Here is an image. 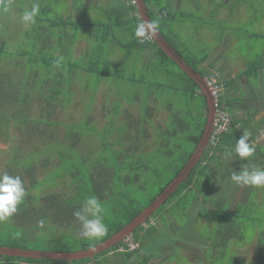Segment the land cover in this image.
Returning a JSON list of instances; mask_svg holds the SVG:
<instances>
[{
  "label": "trees",
  "instance_id": "obj_1",
  "mask_svg": "<svg viewBox=\"0 0 264 264\" xmlns=\"http://www.w3.org/2000/svg\"><path fill=\"white\" fill-rule=\"evenodd\" d=\"M40 1L29 0L28 10L32 8L31 4L37 5L36 2ZM131 1H118L116 5H112L111 9H105L103 15L108 18L114 11H123L118 18L121 15L127 16L124 18L126 21L121 19L118 22L123 24V29L129 31L133 38L125 41L115 36L111 37L110 42L106 44L110 33L107 37L105 36L107 32L96 35L98 44L95 50L100 52L89 56V61L85 64L83 60L74 58V50L77 41L81 39V36L84 37V32L87 31L81 30L82 26L87 27L84 26L86 22L82 18L74 19L59 11L56 13L50 11L55 10L53 5L59 0H53L48 8L41 7L35 22L30 24L31 29L24 31L26 36H29L30 31L31 36L30 46L28 48L26 46V49L21 48L17 42L16 50H11V42L5 39L8 32L2 29L9 19L0 24V136L7 135L13 121L19 123L20 128L25 131L37 130L42 133L39 128H47L49 131L46 140H41L39 143L40 148H31L22 155L15 150V154L2 173L19 176L24 182L26 195L17 206L16 213L6 221L0 222V245L75 251L104 241L160 194L185 165L201 138L206 122L205 96L198 93L197 84L157 46L155 41L139 42L134 33L142 20L138 16L136 5ZM145 2L150 16L158 24V30L163 32L162 20L173 18L170 2L168 0H145ZM222 3L224 4V0ZM222 3L220 2V5ZM149 5L157 7L155 11H158V17L153 14ZM1 9L4 7L1 6ZM20 11L24 12L23 9ZM3 14L9 15L11 11L7 9L0 11V18L4 16ZM98 24L108 29L111 26L102 22ZM12 36L15 38V33ZM166 39L170 41L167 34ZM40 40L44 41L43 46L37 45ZM151 44L157 47L159 62H167L179 70V78L183 79L182 86L172 88L180 91L181 99L187 98L186 105L196 98V106L192 107H195L194 109H187L180 114L182 112L174 107L173 101H166L164 111L168 114V120L164 126L160 123L154 126L153 113L159 109L160 102H158L157 94L150 92L144 108L141 106L142 114L133 118L132 113L128 111L130 105L122 110L123 121L117 120L122 115L120 110H116L114 105L106 100L102 110L108 111L110 119L107 118L100 127L95 123L93 132L81 129L79 127L81 120L67 124V127L71 128L64 130L63 122L51 119L50 109L57 108L58 104L66 106L70 103L65 101L64 92L69 91L73 80L72 75L77 73V69L87 74H96L99 81L102 74H105L104 70H99V64L102 60L107 63L108 57L116 48L120 50L127 48L130 51L133 47L143 48ZM13 57L17 59L13 64L7 62L8 70L4 65L1 66L3 61ZM205 58L201 57L198 61H194L190 56H184L186 62L202 76H206L211 70V67L202 64ZM34 64L38 66L32 74ZM116 64H120V61L113 62L112 65ZM66 68L64 73L62 69ZM41 70L45 73L40 72ZM40 75L42 79L34 86ZM131 80L133 84L144 86L146 83L143 78ZM100 85L97 88L101 91ZM109 88L111 90L110 86ZM107 91L105 89V93ZM34 93L38 94L36 97L42 102L36 117L29 114ZM110 93L112 94V91ZM69 94H71L70 91ZM111 97L113 98L111 102L114 103L115 98ZM137 97L139 98L136 96L132 103L137 100L140 103ZM221 102L230 113L222 95ZM27 107L29 109H26ZM90 120H92L91 116L88 121ZM244 130L245 124L234 120L232 116L230 126L216 136L215 143L208 142L188 178L182 181L168 200L151 215L157 216L156 218L160 221L164 220V215H171L180 222H184L185 212L193 205L201 204L198 213L206 218H202L205 227L203 226L204 228L199 231L205 239L209 240L207 257L210 264L213 263L212 259L222 260L230 254L233 255L232 264H246L239 255L240 247L246 244L244 223L241 221L242 217L247 216L246 209L234 207L228 210L223 206L210 212L208 217L206 206L215 188L213 170L222 166L223 153L236 146ZM98 131L101 132L100 136ZM74 132L78 135L75 136ZM180 134H185L182 139ZM38 160L42 163L40 169L36 164ZM90 197H95L100 203L102 209L100 215L107 228L106 234L98 238L82 236V226L73 215ZM172 209H176V213ZM197 216L198 214L195 216L197 220L195 226L202 227L200 217L197 218ZM255 231L254 259L256 264H264V228ZM160 235L157 224H151L147 219L145 224L137 227L127 239L97 255L103 254L105 257L109 252L114 251L120 258L131 260L133 264H152L149 258L155 259V257L150 251L151 244ZM126 242H132L135 247L130 248ZM121 246L124 250L120 251ZM178 258L180 260V256ZM104 259L107 264H111L108 258ZM90 260H93L92 264L94 262L98 264L95 261L96 255L93 259L84 258L74 261L0 255V264H84ZM179 260L175 264H182ZM184 261L185 264H193L190 261L187 262L185 258ZM164 264L169 263L165 261Z\"/></svg>",
  "mask_w": 264,
  "mask_h": 264
},
{
  "label": "rangeland",
  "instance_id": "obj_2",
  "mask_svg": "<svg viewBox=\"0 0 264 264\" xmlns=\"http://www.w3.org/2000/svg\"><path fill=\"white\" fill-rule=\"evenodd\" d=\"M118 1L122 2L123 0ZM207 1H210L211 10L216 7L217 4H219L218 0H183L182 6L178 9V11L180 12L179 14H177L176 17L178 20H175V22L173 23L170 22V20L168 19H163L161 23L162 27H164V24H170V26L173 28L172 32L174 33V35H177L178 33L181 38L186 39V41L189 42L188 47L191 53H194L195 59L197 61L204 56L205 52H207L209 55L210 45L215 40L220 38L222 40V43L224 44V37H222L224 33L220 31V24L217 22V18H215L217 17L215 12L211 11L209 7H207V11L210 10L211 13L213 12L212 17L210 16L209 18L203 19V22L205 23L208 30V32L206 30L205 33H208V36L209 33L211 35V42L209 40L197 41L193 39L194 33H203L201 28L199 26H195L194 22H190V24L184 25L182 23V20H180L181 18H184L183 14H188L187 12H191L190 15H187L189 17H187L188 20H198V11H200L199 4L206 3V6H209L207 4ZM224 1L229 3H225L223 7L224 9L222 11H241V13H237V15L235 16H231L233 14H229V17L224 16V19L221 17L223 26L225 27V29H228L229 32V39L224 45L225 59L227 57H230V59L237 60L240 55H242V57H247L250 60L256 59L258 56L262 55L264 49V0ZM52 2L53 0H44L43 2L40 1L36 3L40 11L41 7L48 8V6ZM78 2L79 0H76V3ZM105 3L107 4L106 6ZM1 6H3L4 9H1ZM29 6V0H0V11H6V9L8 11H11V14L9 15L3 14L4 16L0 18V24L9 19L7 25L2 26V29L8 32L7 37L5 39L11 42L10 49L13 51L16 50V48L18 47L17 42L23 49H26V46L27 48L30 46L31 36L29 30L31 29V23L25 25L21 22L20 19L21 15L23 14V11L20 10H28ZM53 6L55 10L50 11H55V13L59 11L62 14L72 16V18L74 19L82 18L83 21L86 22V25L84 26L87 27L85 28L82 26L81 28L82 31L87 30L86 32H84V38L88 41V46L83 50V54L85 55L82 59L80 58L83 61H85L86 58H88L89 56L97 55L100 52L95 50L98 44V40L94 38V36L96 35L105 34V32H107V35H105L107 37L110 33L107 37L108 40L106 44L110 42L111 37L115 36H118L120 37V39L125 41L131 40L133 38V35L129 31L123 29V24L121 22H118L121 19L125 20L124 18L120 17L117 19V15L115 14L109 15L108 18H106L102 14V11H105V9L109 10L112 8L107 7L108 2L106 0H101L98 8L95 7L94 11H84L81 9L79 11H71V14H67L65 12L64 0H59V2L55 3ZM149 8H151L152 10H156L157 7L154 5H149ZM76 13L77 16H75ZM153 14L158 17L157 11H154ZM45 17L47 16L45 15ZM98 22L110 24V29H108V27L106 28L102 24H98ZM124 25H126L125 22ZM6 27H8L7 30ZM26 29H29V36L25 35L24 31ZM172 32L169 35H171ZM14 33L15 38H13L12 36L14 35ZM37 45L43 46L44 41L40 40ZM80 45L83 47V43H80ZM81 50L82 48L79 46L76 51ZM120 51L124 53L127 52L117 48L114 50L112 55L108 57L107 63H104V60H102V63L99 64V70L105 71V74H102V76L100 77L101 79H99V81L97 80L98 78L96 74L87 75V72H85V76H83V72L80 74L73 73L72 79H75L72 80V84L69 86V91L71 94H69L68 90L64 92L66 96L65 101H70V103H68V105L66 106L58 104L57 108L50 109L51 119L63 122L62 128L64 130L71 128L67 127V124L71 122L75 123L81 120V124L79 127L81 129H87V131L93 132L95 130V123L98 127H100L107 121V118L110 119V115L108 116L107 113L108 111L102 110L103 103L106 102V100L110 102L109 104L114 105V108L116 110H120V113L123 112L122 110L131 105L128 111L131 112L132 117L135 118L142 114L141 106L144 108L145 102L148 101L147 96L150 94V92H155L158 96V102H160L159 109L155 110L153 113L152 123L154 126L157 123H160L161 126H164V123L168 120V114L166 111H164V104L166 103V101H173L175 104L174 107L178 111L182 112L180 114H183L185 110L191 109L193 106H196V98L194 99V101H192V103L186 105L187 98L183 97L181 99L180 91L172 88L181 87L183 83V79L179 78V70L176 66L171 65L167 62H159L158 57H156L151 62L147 70L141 71L140 67H138L137 65L136 58L139 54L136 50H130L129 53L126 54L123 62H120V64L112 65L113 62L119 61L116 56ZM15 59H17V57H13L10 60L8 59L6 61H3L1 66L4 65L5 69L7 68L8 70L7 62L13 64ZM85 63L86 61L84 62V64ZM34 66L35 68L33 67L31 71L32 74L34 69H37L36 66L38 65L34 64ZM62 70L65 73L67 68ZM42 71L43 73H45L44 70H41L40 72ZM218 72L220 77L222 78L221 72ZM133 78L138 80L140 78H143L144 80H146V83L144 86L140 84H133L131 80ZM41 79L42 78L40 75V77H38L36 82L34 83V86H36V83H38ZM99 84H101V91L97 88ZM109 86L111 87V90ZM105 89L108 90L106 93ZM110 91H112V94L110 93ZM160 93H163V95L165 94V96L163 97V95H160ZM105 94L106 96L104 97ZM33 95L34 97L30 106L31 110H29V112L31 113L29 114L32 117H36L40 112L39 109H41L42 102L37 99L36 96L38 94L36 95V93H34ZM111 96L115 98L114 103L111 102V99H113ZM136 96H139V98H137L140 100V103L142 105L138 102V100L132 103ZM26 109H29V107H27ZM89 116H91L92 119L90 121H88ZM123 116L124 114L122 113V115H120L117 120L123 121ZM19 125V123L13 121L11 123L9 131L7 132V135L0 136V174L4 172L6 164L11 159L13 154H15V150H18V153L20 152L22 155L25 154L31 148H40L41 144L39 143L41 142V140H46V137L49 132L47 128H39L40 130H42V133L37 130H34L33 132L31 130L25 131V129L20 128ZM166 125L168 126V124ZM98 134L100 136L101 132L98 131ZM74 135L77 136V132H74ZM184 135L185 134H180V139H182ZM253 142H255L257 146H259L263 144L264 138H262L261 140L254 139ZM257 149L259 150V153L261 152L262 154H264V144L258 147ZM261 158L262 159L259 160L255 159L254 165H257L256 167L259 168H264V157L262 156ZM227 160L228 162L230 161L228 157ZM36 164L39 169L40 167H42L41 160H38ZM250 192L251 194L248 199V202L243 204V202L238 201L240 195L239 193L237 194V199H235V201L232 200L230 207L235 206L238 209H246L247 216L241 218V221L244 223V236L246 244L240 247L239 255L242 257V259L245 260L246 264H256V260L254 259V246L256 241L255 230L258 231L259 229L262 230L264 228V186H254L252 187V191ZM236 203L238 205H236ZM226 204L227 202H225L223 205ZM200 209L201 204L193 205L190 210H188V216L189 220H194V217L198 214L197 218L200 217V225L202 223V227L193 226V228L197 227L196 229H194V233L192 232V230H182L183 236H188L190 237V239H184L185 237H180L174 240L178 244L180 243L179 247L174 252L173 247H171L172 244L168 245L167 237H164L163 240L160 241L162 244H157V249L154 250V246L152 247V249H150L152 253L156 254L155 258H157L158 260H166V263L169 264H175V262L179 260L178 256H180L179 261L182 264H185L184 258L187 260V262L190 261L191 263H194V261H196L197 263L210 264L207 256L202 257V250L207 247L206 245L209 244V240L205 239L199 231V229L201 230L205 227L204 222L202 220V218L205 216H203L201 213H198ZM172 211L176 213L177 210L172 209ZM207 214V216L210 217L209 210ZM215 219H217V217H215ZM105 257L110 260L111 264H115L120 259V256H115L113 252H109V254H107ZM105 257L103 254L96 255L95 261L98 264H107V261H105L104 259ZM232 257L233 255L230 254L226 258H222V260H217L214 258L212 259V264H232ZM92 262L93 260H90L86 261V263L84 264H92ZM149 262L152 264H156L155 259L151 257L149 258ZM242 262L244 263L243 260ZM94 264L96 263L94 262ZM126 264H133V262L129 260L126 262Z\"/></svg>",
  "mask_w": 264,
  "mask_h": 264
},
{
  "label": "crops",
  "instance_id": "obj_3",
  "mask_svg": "<svg viewBox=\"0 0 264 264\" xmlns=\"http://www.w3.org/2000/svg\"><path fill=\"white\" fill-rule=\"evenodd\" d=\"M100 1L101 0H82L81 2V0H79V2L76 3V0H64V10L69 11L70 14L71 11H79L81 9L84 11H94L95 7L98 8ZM106 1L108 2L107 7H112V5H116L118 2V0H106ZM168 1L170 2V7L172 9L171 12L173 13L172 15L173 18L170 20V22L174 23L175 20H178L176 17L177 14H179L180 12L178 11V9L182 6L183 0H168ZM218 2L219 4H217L216 6L217 9L214 7L215 9L213 8L212 10H211L210 1L207 3L209 6H206V3H202L200 7V11H198L199 14V17H197L198 20H194V21L188 20L189 17L187 15L188 14L190 15L191 12H187L188 13L187 15L183 14L184 18H181L180 20H182V23L184 25L190 24V22H194L195 26H199L201 28L203 33L201 32L194 33L193 39L197 41L209 40L211 42L212 38L210 33L209 36L208 33H205L207 27L203 22V19L209 18L210 16L212 17V13L215 12L217 16L215 18H217V22L220 24V31L224 33L222 36L224 37V44L222 43V40L220 38L212 42L210 45L209 55L207 52L204 53L203 57L206 58L202 64L211 68H216L218 71L221 72L222 79L225 82V88L222 93L224 102L229 107L230 113L233 116L234 120L245 124V130H247L250 133L249 143L251 145L250 144L249 145L254 147L255 149L253 156L255 157V159L259 160L262 159L261 158L262 156L264 157V154H262L261 152L259 153V150L257 148L263 145L264 142L263 144L257 146L256 143L253 142V140L254 139L261 140L262 138H264V49L262 55L258 56L256 59L253 60H250L247 57H242V55H240L237 60L230 59V57H227L225 59L224 45L227 43V40L229 39V32L228 29H225V27L223 26L221 17L224 19V16L229 17V14H233L231 16H235L237 15V13H241V11H222L224 9L223 7L225 3L227 4V2L224 1V4L222 3V0H218ZM220 2L222 3L221 5ZM106 5L107 4L105 3V6ZM207 7H209L211 11L213 10L216 11H213L211 13L210 10L207 11ZM154 11L155 9L153 10V12ZM103 13L104 11H102V14ZM113 14L117 15V19H118L119 15L123 14V11H114ZM75 16H77V13ZM126 17L127 16L121 15V18H126ZM152 21L155 23L153 18ZM164 27L165 28H163V32L160 33L165 39H166V34L167 36L170 37V41L166 39L170 44V46L183 59L184 56L185 57L190 56L191 59L196 61L194 53H191L188 47L189 42L186 41V39L181 38L178 33L177 35H174V33L172 32L173 28L170 26V24L167 25L164 24ZM171 32H172L171 34L172 36L169 35ZM87 42H88L87 39H85L83 36H81V39L77 41L74 50L75 59H80V58L82 59L84 57L85 54H83V50L88 46ZM80 43H83V47L80 45ZM79 46L82 48V50L76 51ZM157 46L160 47L158 44ZM131 50L138 51L139 55L137 56L136 59H137V65L138 67H140L141 71L148 69L149 65L157 57V53H158L157 47L154 44L145 46L143 48L133 47L131 48ZM124 51L127 52L124 53L120 51L116 56L120 62H123L126 54L129 53V50H127V48H125ZM110 55H112V53ZM89 58L90 57L86 58L85 60L86 63H88ZM82 72H83V76H85V72L83 70L77 69L78 74ZM74 79L75 78H73V80ZM234 149L235 147L231 148L228 151L227 153L228 157H231V154L234 153L233 152Z\"/></svg>",
  "mask_w": 264,
  "mask_h": 264
},
{
  "label": "water",
  "instance_id": "obj_4",
  "mask_svg": "<svg viewBox=\"0 0 264 264\" xmlns=\"http://www.w3.org/2000/svg\"><path fill=\"white\" fill-rule=\"evenodd\" d=\"M136 8L138 10V16L143 23H153L149 14L147 4L145 0H135ZM154 41L163 49V51L178 65V67L184 71L198 86V93L204 95L206 98V122L203 129L201 138L191 156L180 169L178 174L172 179V181L160 192V194L146 207H144L137 215H135L127 224L121 227L118 231L113 233L107 239L99 242L89 248L79 249L75 251H62V250H41V249H29L0 245V255L9 257H21V258H34V259H51V260H66L74 261L84 258L93 259L95 255L108 250L115 246L117 243L127 239L133 231L143 225L144 222L166 201L169 196L177 189L180 183L188 178V175L197 161L203 154L206 146L208 145L209 136L213 129L214 121V100L206 85L205 77H203L198 71L193 69L168 43V41L162 36L158 28L153 36Z\"/></svg>",
  "mask_w": 264,
  "mask_h": 264
},
{
  "label": "clouds",
  "instance_id": "obj_5",
  "mask_svg": "<svg viewBox=\"0 0 264 264\" xmlns=\"http://www.w3.org/2000/svg\"><path fill=\"white\" fill-rule=\"evenodd\" d=\"M136 5V4H135ZM39 12L38 5H33L30 10H25L21 15V22L25 25L34 23ZM157 23H142L137 26L135 36L145 38L155 35ZM250 133L245 130L237 140L234 155L240 159L252 157L255 149L248 143ZM231 180L242 186H264V168L253 166L252 170L247 167L238 173L231 175ZM26 195L24 182L19 176L0 174V222L6 221L17 211V206ZM101 205L95 197L88 198L81 206L80 210L73 213L74 217L82 226L81 235L86 238H98L106 234L107 228L100 215Z\"/></svg>",
  "mask_w": 264,
  "mask_h": 264
},
{
  "label": "flooded vegetation",
  "instance_id": "obj_6",
  "mask_svg": "<svg viewBox=\"0 0 264 264\" xmlns=\"http://www.w3.org/2000/svg\"><path fill=\"white\" fill-rule=\"evenodd\" d=\"M234 152V151H233ZM227 153H223L222 155V166L220 168H217V170H213V173L215 174V188L214 191L211 195V197L208 199L209 203L206 205L208 210L210 212H214L217 209H220L223 206H226L228 210L234 208L235 206H231L232 200L235 201L237 199V194L240 193L238 201H241L244 203L248 202V199L250 197V194L252 191V187L254 186H242V185H237L231 180V175L236 172L238 173L241 171L243 168L247 167L249 170H252L255 161V157L252 156L251 158H245V161L243 159L238 158L235 156L233 153L231 154V157L227 156ZM227 157L229 158V162L227 160ZM243 161V162H242ZM244 163V164H242ZM242 164V165H241ZM236 196V198H235ZM225 202H227L226 205H223ZM236 205H238L236 203ZM155 217L150 216L148 219L151 222V224H157V226L160 229L161 235L158 237V239L151 244V248L154 246V250L157 249V244H162L160 241L163 240V238L167 237V243L168 245H171L173 247V252L179 247V244L175 242L174 240L178 238H183L184 239H190L188 236H183V231H191L194 233V229L197 227L195 226V223H197V220L195 221L196 217H194V220H189L188 216V210L185 212V221L180 222L176 218H174L171 215H164V220L160 221V219H157ZM145 224V222H144ZM202 250V257L207 256V251H208V244L206 245ZM114 253V251H111ZM154 257H156L155 253H152ZM115 256H119L118 254L114 253ZM128 260L120 258L119 261H117L115 264H126ZM166 260L162 259H157L155 258V263L156 264H164ZM193 264H202V263H197L194 261Z\"/></svg>",
  "mask_w": 264,
  "mask_h": 264
},
{
  "label": "built area",
  "instance_id": "obj_7",
  "mask_svg": "<svg viewBox=\"0 0 264 264\" xmlns=\"http://www.w3.org/2000/svg\"><path fill=\"white\" fill-rule=\"evenodd\" d=\"M131 2L136 4L135 0H132ZM138 39L140 43H150L154 41L152 35ZM205 81L211 93V96L214 100L215 112H214L213 129L208 140V142L214 144L217 139L216 136L220 134L222 131H225L230 126L232 115L227 111L226 106L221 102V95L225 88V83L223 79L220 77L218 70L215 68H211L210 72L205 76ZM128 244L130 248L135 247V245L132 242H128ZM119 250L120 251L124 250V248L121 246Z\"/></svg>",
  "mask_w": 264,
  "mask_h": 264
}]
</instances>
